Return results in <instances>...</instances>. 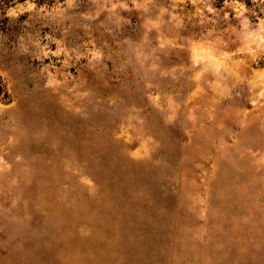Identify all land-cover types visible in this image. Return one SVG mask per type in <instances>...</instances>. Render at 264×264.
<instances>
[{
  "label": "rangeland",
  "instance_id": "1",
  "mask_svg": "<svg viewBox=\"0 0 264 264\" xmlns=\"http://www.w3.org/2000/svg\"><path fill=\"white\" fill-rule=\"evenodd\" d=\"M0 0V264H264V0Z\"/></svg>",
  "mask_w": 264,
  "mask_h": 264
},
{
  "label": "trees",
  "instance_id": "2",
  "mask_svg": "<svg viewBox=\"0 0 264 264\" xmlns=\"http://www.w3.org/2000/svg\"><path fill=\"white\" fill-rule=\"evenodd\" d=\"M216 1V3H221V0H215ZM242 2L246 5V6H249V1H246V0H242Z\"/></svg>",
  "mask_w": 264,
  "mask_h": 264
}]
</instances>
